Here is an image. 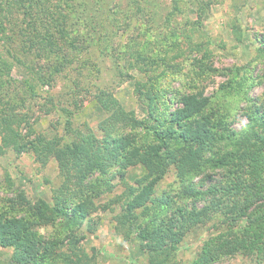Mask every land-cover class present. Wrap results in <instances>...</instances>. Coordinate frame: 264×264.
<instances>
[{"label":"rangeland","instance_id":"rangeland-1","mask_svg":"<svg viewBox=\"0 0 264 264\" xmlns=\"http://www.w3.org/2000/svg\"><path fill=\"white\" fill-rule=\"evenodd\" d=\"M31 1L0 0V61L11 63L10 69L0 67V111L22 116L20 131L28 142L37 134L55 142L65 137L68 116L76 131L89 126L97 139L118 143L126 157L106 176L95 172L83 186L69 185V204L90 197L96 208L72 233L60 217L36 227V237L55 242L44 264H149L135 232L126 236L116 229L128 187L137 186L138 179L143 185L159 177L155 193L170 198L169 204L155 206L163 218L176 215L177 204L201 207L209 198L207 188L224 180L226 167L201 165L177 174L169 159L179 155L182 144L171 140L172 129H178L173 119L183 97H206L210 105L203 114L222 116L218 131L227 137L216 142L217 155L237 147L229 132L248 123L255 108L264 109V0H42L41 10H28ZM63 24L67 28L60 32ZM65 32L77 35L72 44ZM8 47L21 63L7 55ZM11 77L29 80L35 88H14L7 84ZM110 96L121 109L102 107L100 101ZM69 138L78 142L74 132ZM155 148L171 163L159 167ZM141 157L153 160L149 177L142 163H133ZM62 183L54 155L42 161L28 143L18 152L0 141V214L29 212L19 193L33 205L39 199L53 204L54 190ZM185 189L201 193L183 201ZM154 209L150 218H156ZM230 226L219 215L192 225L171 264H191L206 239ZM80 250L90 258L77 260L74 254ZM12 252L0 246V264H15ZM211 264L255 260L238 253Z\"/></svg>","mask_w":264,"mask_h":264},{"label":"trees","instance_id":"trees-1","mask_svg":"<svg viewBox=\"0 0 264 264\" xmlns=\"http://www.w3.org/2000/svg\"><path fill=\"white\" fill-rule=\"evenodd\" d=\"M33 1L35 2L31 1L26 5L28 10L34 7L41 10L43 1ZM175 2L177 3V0ZM79 4L84 7L86 1ZM82 12L83 9H80L77 16L79 17ZM61 27L57 28L60 32L67 28L64 24ZM49 35L56 39L53 33H48ZM63 37L72 44L77 35L65 32ZM52 43L57 44L56 41ZM261 44L264 46L262 39ZM261 49L264 50V47ZM5 52L14 61L21 63L9 47ZM0 62L2 69L11 68V63L5 59H1ZM12 78L8 79L7 84L14 88H19L23 84L35 88L29 80ZM100 102L105 110L112 105L120 108L118 101L111 96L107 101ZM181 102L182 107L173 119L178 129H172L171 140L180 141L182 146L179 155L169 160H172L177 174L181 176L188 171L199 169L201 165L226 167L222 175L224 180H216L207 188L209 198L201 207L195 202L190 209L187 205L177 204L176 208L179 209L176 215L173 213L170 217L160 218L157 217L159 211L155 206L169 204L170 198L167 193L161 195L155 193V182L159 177H152L143 185L138 179L137 186L128 187L126 201L115 218L116 229L120 232L126 231V236H129L131 231L135 232V238L146 253L149 264H171V258L175 256L177 244L184 232L192 225L203 222L208 216L219 215L231 226L226 231L206 239L191 264H211L218 257L238 253L254 258L255 264H264V109L255 108L248 114V123L235 133L229 132L233 136L235 134L237 147L218 156L216 142L227 139L224 133L218 131L223 122L222 116L218 118L213 115L210 118L203 114L204 109L210 105V100L206 97L200 99L193 96L189 99L183 97ZM61 110L65 114L70 112L66 108ZM121 112L124 115L123 111ZM70 118L67 116L64 124L65 137L58 138V141L62 140L61 142L47 139L42 134L31 137L28 142L29 139H25V134L20 131L22 116L0 111L1 144L19 152L28 143L42 161H45L49 154L54 155L63 177V183L54 190L53 204L39 199L33 205L19 193L17 196L26 202L29 212L14 217L0 214V246L12 248L11 259L15 264H44L49 260L54 254L51 249L55 242L45 243L42 237H36V227L48 224L53 217H60L64 220L63 228L72 233L74 226H79L88 217L90 208H93L92 210L96 208L90 197L85 201L69 204V195L65 196L69 185L83 186L95 172L106 176L109 170L121 165L120 157L126 158L125 155H121L123 151L118 143H111L108 138L97 139L89 126L76 131ZM73 132L78 142L69 138ZM159 140H162L164 145L167 144L164 138L161 137ZM154 155L156 158L153 156L154 161L161 167L164 161L156 148ZM169 160L164 164L171 163ZM138 162L147 170L144 177L151 176L153 160L148 161L141 157L133 161L134 164ZM199 193L201 191L196 189H185L182 194L183 201ZM179 205L181 207H178ZM152 209L156 218L149 217ZM241 221L243 224L235 229ZM74 255L77 260L90 258L83 250H80V254Z\"/></svg>","mask_w":264,"mask_h":264}]
</instances>
